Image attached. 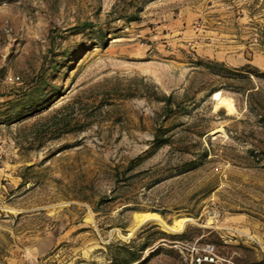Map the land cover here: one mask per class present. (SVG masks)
I'll use <instances>...</instances> for the list:
<instances>
[{"label":"rangeland","instance_id":"1","mask_svg":"<svg viewBox=\"0 0 264 264\" xmlns=\"http://www.w3.org/2000/svg\"><path fill=\"white\" fill-rule=\"evenodd\" d=\"M205 245L264 264V0H0V264Z\"/></svg>","mask_w":264,"mask_h":264},{"label":"trees","instance_id":"2","mask_svg":"<svg viewBox=\"0 0 264 264\" xmlns=\"http://www.w3.org/2000/svg\"><path fill=\"white\" fill-rule=\"evenodd\" d=\"M250 91L247 94V103L250 104L252 101V92L253 89H250ZM161 100L163 103L162 110L164 112L163 118H168L169 114L173 112V107L174 105L176 106L178 103H176L175 98L173 95H168V96H163V97H158V100ZM80 102V96L76 95L73 98H71L70 101H68L64 106L59 108L57 112H62L65 111L69 114V120L65 119V117H61V119L58 120V125L56 128L60 130V132L64 131H71L75 129L76 127L83 128V120L84 117L81 113V110L78 109V104ZM75 112H78L79 115H76ZM56 130V129H55ZM170 129L167 128H160L159 130L156 131L155 133V141L158 146L161 145H172L173 144V136L169 135ZM166 136V137H164ZM183 153H188V149H183ZM189 164L192 166L195 165L194 161H188Z\"/></svg>","mask_w":264,"mask_h":264},{"label":"built area","instance_id":"3","mask_svg":"<svg viewBox=\"0 0 264 264\" xmlns=\"http://www.w3.org/2000/svg\"><path fill=\"white\" fill-rule=\"evenodd\" d=\"M190 264H236L233 259L217 255L213 245H205L201 253L192 255Z\"/></svg>","mask_w":264,"mask_h":264}]
</instances>
